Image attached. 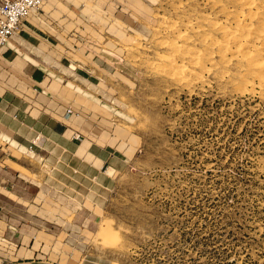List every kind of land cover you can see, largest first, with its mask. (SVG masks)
Wrapping results in <instances>:
<instances>
[{
    "label": "rangeland",
    "instance_id": "374dc122",
    "mask_svg": "<svg viewBox=\"0 0 264 264\" xmlns=\"http://www.w3.org/2000/svg\"><path fill=\"white\" fill-rule=\"evenodd\" d=\"M53 7L27 54L86 147L0 134L21 179L0 187V264H264V0Z\"/></svg>",
    "mask_w": 264,
    "mask_h": 264
},
{
    "label": "crops",
    "instance_id": "0c3cea01",
    "mask_svg": "<svg viewBox=\"0 0 264 264\" xmlns=\"http://www.w3.org/2000/svg\"><path fill=\"white\" fill-rule=\"evenodd\" d=\"M4 1L5 0H0V4ZM56 1L57 0L54 1L50 8L39 7L37 10L41 12H39L40 17H49L52 9L55 8L53 6ZM33 21L34 19L30 21V26L28 28L20 26V31L10 39V44L4 45L0 49V134H6L11 139L28 147V142L31 141L37 132H42L45 137H50V140L59 142V137L54 134H65L69 129L70 132L66 143L71 142L76 145L72 140L73 133H78L81 136L80 143L81 140H87V138L75 128L81 127L84 128V130H87V125H85L84 119L80 117L79 112L68 106V104H65V99L60 97L62 95L61 88H65L67 83H61L62 85L59 87V84L57 83L58 79L55 80L57 75H50L49 66L44 65V62L41 59L38 60L39 63L37 66L33 65V60H31L29 54H27V51H30L27 46L36 43V40L27 38L31 31H35ZM40 36L42 37V34H40ZM36 44L39 45L41 43L39 42ZM69 110L70 113L68 114ZM71 118L81 120L79 121L80 124H75L74 120L72 121ZM49 131H51V133ZM45 140L46 139L40 141L42 146L54 148L52 144ZM90 143V150L93 147L96 148L98 145L96 142L90 141ZM6 144L9 143L6 142ZM97 148L99 151L104 149L100 147ZM54 149L59 152V155L57 156L59 158H76L70 153L65 154L61 153L56 148ZM17 150L22 155L26 154V156H30L19 149ZM4 154L5 151L3 152L1 147L0 187L1 189L6 190L10 184L11 187L14 188L13 190H15L20 186L19 180L21 179L17 174L18 172L12 171L7 165V159L12 161L13 159L11 156L13 155L8 154L6 155V158ZM43 154L44 153L40 151H33V155L43 156ZM90 154L89 151L88 156ZM111 157L114 156L109 155V158ZM19 165H24V158H21Z\"/></svg>",
    "mask_w": 264,
    "mask_h": 264
},
{
    "label": "built area",
    "instance_id": "2783aa9c",
    "mask_svg": "<svg viewBox=\"0 0 264 264\" xmlns=\"http://www.w3.org/2000/svg\"><path fill=\"white\" fill-rule=\"evenodd\" d=\"M44 0H5L0 4V46L21 26L22 21L36 11ZM70 110L68 111V114ZM74 133L72 140L80 141Z\"/></svg>",
    "mask_w": 264,
    "mask_h": 264
},
{
    "label": "bare ground",
    "instance_id": "6f19581e",
    "mask_svg": "<svg viewBox=\"0 0 264 264\" xmlns=\"http://www.w3.org/2000/svg\"><path fill=\"white\" fill-rule=\"evenodd\" d=\"M53 2H54V0H44L42 3H41V6H40V8H48V7H51L52 6V4H53ZM46 11V10H45ZM36 16V14H35V12H32V14H30L27 18H25L23 21H22V26H24V27H26V28H28L29 26H30V21L32 20L31 18L32 17H35ZM15 34H16V32H14L13 34H12V36H15ZM12 36L10 37V39L12 38ZM9 40V39H8ZM8 42V41H7ZM9 44H10V41L8 42ZM6 44V43H5ZM4 44V45H5ZM67 118H68V116H67ZM71 120L73 121L74 120V122H77V118L75 119V118H71ZM30 125V124H29ZM48 130V129H47ZM49 132H51V131H49ZM43 134L44 133H42V132H38L35 136H34V138L32 139V142L33 143H36V144H39V141L41 140V139H46L47 140V138H45L44 136H43ZM54 135H56V136H59V137H62V138H64V139H66V136H67V134H62V135H58V134H54ZM53 142V141H52ZM54 145L56 146V147H58V149L59 150H61V151H65L66 153H70V154H75L76 156H78V155H80V154H82L83 152H84V150H85V147H86V141H82L81 142V144L80 145H75V144H73V143H70V145L72 146V148H74V149H72V148H67L66 146H64V141L63 142H56V143H54ZM66 149H68V150H66ZM73 152V153H72Z\"/></svg>",
    "mask_w": 264,
    "mask_h": 264
}]
</instances>
